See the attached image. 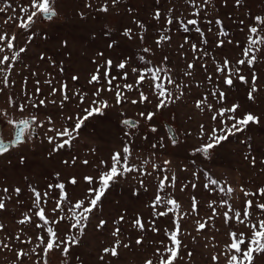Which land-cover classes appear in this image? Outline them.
Wrapping results in <instances>:
<instances>
[{
    "label": "rangeland",
    "instance_id": "1",
    "mask_svg": "<svg viewBox=\"0 0 264 264\" xmlns=\"http://www.w3.org/2000/svg\"><path fill=\"white\" fill-rule=\"evenodd\" d=\"M30 5L31 0H0V7L5 8L0 12V35L6 34V39L0 41V47L4 48L0 58L4 55L10 58L0 67L7 69L11 65L10 71L0 74V136L11 140L13 126L7 123L9 119L28 120L32 129L22 143L10 146L8 152L0 155V196L5 199V209L0 210V225H3L0 264H45V260L47 264H147L148 261L160 264L161 255L165 259L169 255L166 247H174L166 231L169 234L175 231L177 222L180 247L174 264H228L230 232H243L246 239L251 233L235 220L225 223L223 213L227 206L243 214L245 202L250 199L252 221L264 218L255 208L257 203H264V197L258 193V189L264 188V44H257L249 53V58L256 57L251 68L246 63H237L245 59L243 52L248 38L257 39L249 31L251 26L258 28L259 37H264V24L255 21L256 17L264 18V0H240L239 5L236 0L207 3L205 0H116V3L54 0L57 15L52 20L35 17L34 24L26 31L18 23L20 18L26 19L21 8ZM105 6L106 12L99 10ZM193 19L197 23L189 24ZM13 36V48L8 49L7 41ZM29 36H33L30 42ZM20 48L26 51L20 53L18 60H12L13 53ZM109 60L110 69L106 64ZM225 60L229 62L228 68L218 72ZM121 62L126 65L124 69L117 67ZM190 64L193 67L189 68ZM98 69L99 82L90 83ZM147 69L164 70L159 73L160 80L155 81L166 90L164 97H159L151 72L137 84L138 75ZM105 71L109 72V79L114 78L111 85ZM253 72L257 76L254 85L257 91L250 100ZM230 73L231 87L224 83ZM4 75L8 78L7 86ZM239 76H244L248 83H242ZM125 85H132L131 90ZM97 89L102 90L99 96L94 95ZM117 91L122 93L119 104ZM141 92L148 97L144 102ZM213 92L217 95L213 96ZM219 92L225 94L223 101L217 98ZM167 93H171V98ZM160 99L166 101V106L158 109ZM93 100L107 101L109 107L102 110L103 115H93L84 121L78 134H73L76 138L70 146L53 152L55 145L47 137L55 136V132L49 129H71ZM200 101L204 103L197 107ZM234 104L239 105L236 117L251 113L259 123H250L243 132L229 136L210 149L205 158L195 150L209 142L213 128L221 127L222 118L212 117ZM207 105L212 106L210 110ZM147 113H154L151 120L146 119ZM125 120L134 121L135 127H126ZM165 124L173 130L175 144ZM153 128L156 130L152 131ZM60 139L57 137V142ZM125 145L131 153L127 164L134 170L115 179L88 220L82 222L86 227L81 235L70 226L75 223L73 213L82 211L72 205L85 200L87 195L89 184L85 177L98 178L102 171H107L114 153L120 152L123 159ZM164 177L168 180L161 190L160 181ZM72 178L76 184L70 183ZM210 180L218 183L211 184ZM60 183L65 186L69 202L53 213L56 201L61 198L55 185ZM17 188L19 194L14 191ZM228 188L233 190L231 194ZM32 189L41 194L40 207L44 208L47 225L35 215L38 209ZM242 189L256 195L246 197ZM45 192L47 197L43 195ZM157 195L162 197V202L154 208ZM164 199L175 200L178 208L169 211L173 206L165 204ZM224 200L228 205L222 206ZM212 202L216 213L209 220L213 217L209 207ZM159 212L167 215L155 214ZM25 216H30L31 222L19 223ZM61 216L64 219L54 223ZM137 218L142 221L143 230L134 226ZM100 221L105 224L98 228ZM198 222L204 223L205 228L198 230ZM47 227H52L61 240L72 236L78 243L70 245L67 255L61 246L45 256L42 246L37 247V236L47 241ZM117 228L120 231L115 237L113 232ZM117 239L120 241L117 255L105 253L104 249L116 246ZM137 239L142 243L138 245ZM125 244L129 247H124ZM19 252L26 255L18 258ZM253 257L252 264H264V253H253Z\"/></svg>",
    "mask_w": 264,
    "mask_h": 264
},
{
    "label": "snow or ice",
    "instance_id": "2",
    "mask_svg": "<svg viewBox=\"0 0 264 264\" xmlns=\"http://www.w3.org/2000/svg\"><path fill=\"white\" fill-rule=\"evenodd\" d=\"M208 0H205V3H207ZM53 3L54 0H31V5L30 7H22L21 11L24 12L26 14V19L25 18H20V21L18 23V27L28 31L30 30V27L32 24H34L35 20L34 18L37 16H41L43 19L46 20H52L57 13L54 10L53 7ZM113 3H116V0H113ZM237 5L240 4V0H236ZM90 6V5H89ZM7 7H11V5H7ZM100 11H107V7H101L99 9ZM5 8L0 7V12H4ZM198 14V12L196 13ZM156 18H159V12L156 13ZM11 19V17L9 18ZM256 23L258 24H264V18L261 17H256L255 18ZM169 23H171V20H169ZM189 24H196L197 21L196 20H190L188 21ZM217 23H220L219 21H217ZM242 23V21H241ZM197 31H200V29H197ZM250 33L257 35V39H253L251 36L248 38V46L244 49V57L245 59H241L239 61H237V63L244 65L245 63L247 64L248 67H252V65L254 64L256 57L253 55L249 58V53L252 51L253 47L256 46L257 44H264V37H259L258 36V28L256 26H251L249 28ZM127 34V30L126 33ZM221 34H225V33H221ZM6 39V34L4 35H0V41H4ZM29 42L33 39V36H29ZM162 39H164L162 37ZM15 40V36H13L11 39H9L7 41L6 47L8 49H12L13 48V43L12 41ZM206 42V41H205ZM159 43V42H158ZM66 44V42H65ZM223 41L219 42V45H222ZM111 47V45H110ZM193 49L195 50V45H193ZM257 51H259V49H256ZM4 48L0 47V52H3ZM26 49L25 48H20L17 52L13 53L11 59L12 60H18L20 53L25 52ZM145 51H149L148 49H145ZM9 56L8 55H4L2 58H0V65H5L8 61H9ZM41 59H43V57H41ZM228 61L225 60L224 62V67L223 68H217L218 72L223 73L227 68H228ZM108 68H111L112 65V61L109 60L106 62ZM119 69H124L126 67L124 62H121L118 66ZM189 68L193 67V65H189ZM11 69V65H8V68H3L0 67V74L5 73L6 71H10ZM137 69H133V72H137ZM161 71H164L163 69H156L155 71H153L152 69H147L146 72H142L138 75L137 77V84L142 83L145 78H146V74L148 72L152 73L151 76V80L154 82V86L156 89H159V97H164L166 95V90L163 88V85L161 83H155V81L160 80V76L159 73ZM238 71V70H237ZM35 75V74H34ZM105 78L107 79V83L109 85L112 84V79H109V72L105 71L104 73ZM124 78H127V74H124ZM7 76L4 75L3 78V82L5 83V85L7 86ZM73 79H76V77H73ZM211 79V78H209ZM239 80L242 83H248L247 79L244 76H239ZM257 80V76L255 74V72H253L252 75V84L253 87L250 89L249 93H248V98L251 100L253 99V93H255L257 91V89L255 88V83ZM99 82V69L97 70V74L92 76V79L90 81L91 82ZM39 83V82H37ZM46 83H51L50 81H46ZM168 83L171 84L173 83V81L171 80V78H168ZM224 83L231 87L233 85V80L231 78V73L227 76H225L224 78ZM66 87V86H65ZM117 88H119V86H116ZM124 87L128 88L129 90H131L132 85H125ZM109 91H111L112 89L109 88ZM0 91H2V89H0ZM37 91H39V89H37ZM100 91H102L101 89H97L96 93H94L95 96H99ZM56 90L53 89V94H55ZM121 95L122 93L120 91L116 92V102L117 104H119L121 102ZM213 96H216L217 93L213 92L212 93ZM167 96L169 98H171V93H167ZM140 97H141V102H144L148 99L147 96H145V94L143 92L140 93ZM178 98V97H177ZM218 100L223 101L225 98V94L223 92H219L218 95ZM64 99L67 100L68 97L67 95L64 96ZM81 102L83 103V97H81ZM137 101H132V103H136ZM41 105L44 104V101L41 100L39 102ZM204 103V101H200L197 103V107H201V105ZM36 106V105H33ZM166 106V101L164 99H160L159 103L157 104V108H163ZM109 107L107 101H97V100H93L92 101V106H90L89 108H85L83 111L85 113V115L83 117H78L76 119V122L74 124V126L69 129L68 127H64L62 130H56V129H49L50 131H54L55 132V136H49L47 137L48 142L50 144H54V148H53V152L59 151L60 149L64 148L65 145H71L72 140H74L76 137L73 135L74 133L79 132V130L81 129L84 121H86L89 117H92L93 115H103V109ZM208 109H211V105H207ZM239 108L238 104H234L231 108H225V109H221L217 115H214L212 117L213 120L217 119V116L221 117L222 119L220 120L221 123V127L219 129L213 128L211 130V134L208 136V143L202 145L201 147L197 148L195 151L198 153H202L205 158L208 157L209 154V150L213 149L214 147L220 145L222 142L226 141L229 136L234 135L236 133L239 132H243L247 126L250 123H259V120L257 117H255L254 115H252L251 113H246L242 118H238L236 117L234 114L236 113L237 109ZM24 110V105L20 106V111ZM226 114H230V115H226ZM141 116H144V113H140ZM154 116V113H147L146 115V119L151 120ZM35 117H33V122H35ZM69 120H72V117H68ZM228 121H232L231 124H228ZM7 123L9 125H12L14 129H16L15 131V140L16 143H22L23 142V137L26 134H31L32 129L30 127V122L28 120H22L19 122L13 121V120H7ZM49 123H51V119L49 118ZM124 125L126 127H135V122L134 121H128L125 120L123 121ZM41 127L43 125H40ZM156 129L153 128L152 131H155ZM201 130L203 131V126H201ZM219 132V134H217ZM60 137V141L57 142L56 138ZM66 138V139H65ZM175 139H173V143L175 144ZM11 143V142H9ZM13 147H15L16 145H12ZM153 147H155V145H153ZM9 151V146L6 145L4 143V141L2 139H0V155L5 154L6 152ZM123 159L121 157V153L117 152L114 153L111 157L112 160V164L111 167L108 168L107 171H102L99 174L98 178H93V177H85V181L89 184V188L87 190V195L85 200H77L75 202V204L72 205V208L74 209H82V211H80L79 213L74 212L73 213V219L75 220V223L71 224V228H75L77 229L81 235L83 234L84 228L86 227V223H82V222H86L89 218V214L93 212V210L96 208V206L98 205V203L101 201V198L104 196V194L106 193V191L109 189V187L111 186L112 183L115 182V179L118 176L123 175L126 172H131L134 169L129 167L127 164L128 161V157L131 155L130 153V149L128 147V145H125L123 148ZM51 155V153H50ZM247 159V157H246ZM21 162H23V159L21 160ZM84 163H87V161H85ZM102 164H104V161H101ZM165 163H169L168 161H165ZM253 165L255 164V159L253 158L252 160ZM58 175V174H57ZM168 180V177H164L163 179H161L160 181V188L161 190H163L164 187V181ZM175 181V177H172V182L174 183ZM70 183L72 184H76L77 181L75 180V178H72ZM211 184H217L218 181L215 180H210ZM53 185H49V188H52ZM55 187H58L60 189V193L59 196L61 197L60 199H58L56 201V207L52 210L53 213H56L57 211H61V205L64 203H68V196L67 193L64 191V184L60 183L58 185H55ZM3 191L6 193L8 192V189L5 188L3 189ZM15 193L19 194L20 189L17 188L14 190ZM33 191V196H34V205L37 207V211L35 213V215L37 217H39L40 221L44 222V225H47L49 223L46 215H45V211L44 208L40 207V203H41V194L36 191L35 189H32ZM233 190L231 188L227 189V192L229 194H231ZM242 191H244L242 189ZM258 193L261 197H264V188H260L258 189ZM45 197L48 196V193L45 192L43 194ZM244 195L246 197L248 196H255L256 193H249L247 191H244ZM10 198V197H9ZM87 201V205L85 206V202ZM162 202V197L160 195H157L155 198V203L153 204V207L155 208V206L159 203ZM163 202L165 204L168 205H172L173 207L171 209H169V211L174 210L175 208H178V204L176 203L175 200L172 199H164ZM46 203V201H45ZM215 202H212L209 204V207L212 208V204ZM224 205H228L227 200L222 201V206ZM193 207L195 208V201L193 204ZM253 208V202L252 200H247L245 202V206L243 208V214L241 213L240 210H235L232 208L231 205L227 206V211H225L223 213L224 218H225V223H228L231 220H235L236 223L242 224L245 227L249 228L251 235L249 237H247V239L245 238V233L240 232L239 234H237L236 232H230V237H231V243L229 245H227V250L228 253H230L229 257H228V264H252V261L254 259L253 257V253L256 254H261L264 253V218H260L257 217L255 219V221H252V216H253V212L250 211V209ZM256 209L260 210V213L262 216H264V203H257L255 205ZM5 209V199L0 196V210H4ZM213 210V217H209V220L213 219L216 213V209L212 208ZM231 213V215H230ZM156 215H160V216H166L167 212H159V213H155ZM31 217L30 216H25V218L21 221H19V223L24 224V223H30L31 222ZM64 219L63 216H61L59 218V220L54 221V223H59L60 221H62ZM123 219V217H121V220ZM105 224V221H100V224L97 226L99 227H103V225ZM44 225H40L37 224V227H43ZM134 226H137L138 228H140L141 230H143L144 225L142 223V221L137 218L134 221ZM205 228V224L204 223H200L198 222V230ZM3 229V225H0V230ZM47 231V235H48V239L47 241H45V238L43 236H37V240L39 241V244L37 245V247H41L42 246V251L44 253V255L46 256L51 250H53L54 248H61L62 247V252L64 255H67L70 249V245H74L77 244L78 241L72 237V236H66L65 239L61 240L59 238V236L57 235L56 231H54V229L52 227H47L46 229ZM119 231L120 229L117 228L114 232H113V236L118 237L119 235ZM153 231H158L157 229H153ZM179 232V224L177 222L176 224V230L173 231L171 234H169L166 231V235H169V239L172 242V245H174V247H166V252L169 253L168 257L165 259L163 255H161L160 257V264H174V261L177 259L178 257V250L180 247V241L177 239V235ZM16 239H20L19 236L16 237ZM29 243L31 242L30 240L28 241ZM136 243L139 245L142 243V241L140 239H137ZM120 245V241L117 239L116 241V246H114L111 249H104L105 253H109L113 256L117 255V251H116V247H118ZM244 246L243 248L241 246ZM5 248L8 247L7 244L3 245ZM124 247H129V245L125 244L123 245ZM33 252H35V249L32 250ZM159 252V250H157ZM26 255L23 252H19L17 253L18 258L21 256ZM101 259H103V257H101ZM217 259V257H213V260L215 261ZM45 264H47V261L45 260ZM147 264H152L151 261H148Z\"/></svg>",
    "mask_w": 264,
    "mask_h": 264
},
{
    "label": "water",
    "instance_id": "3",
    "mask_svg": "<svg viewBox=\"0 0 264 264\" xmlns=\"http://www.w3.org/2000/svg\"><path fill=\"white\" fill-rule=\"evenodd\" d=\"M165 129H166L167 133L170 135V137H171L172 139H175L176 136H175V134L173 133V130L170 129V127H169L168 124H165ZM15 131H16V129L13 128V132H12V138H11V140H4V139H2L1 136H0V139H2V140L4 141V143H5L6 145H8L9 147L12 146V145H17L16 140H15ZM9 142H11V143H9Z\"/></svg>",
    "mask_w": 264,
    "mask_h": 264
}]
</instances>
